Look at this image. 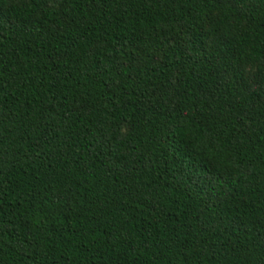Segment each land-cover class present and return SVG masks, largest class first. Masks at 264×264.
Here are the masks:
<instances>
[{"label": "trees", "instance_id": "16d2710c", "mask_svg": "<svg viewBox=\"0 0 264 264\" xmlns=\"http://www.w3.org/2000/svg\"><path fill=\"white\" fill-rule=\"evenodd\" d=\"M0 264H264V0H0Z\"/></svg>", "mask_w": 264, "mask_h": 264}]
</instances>
